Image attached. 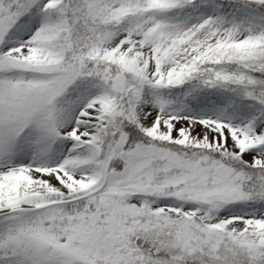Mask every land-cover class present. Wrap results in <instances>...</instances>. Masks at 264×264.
<instances>
[{"label":"snow or ice","instance_id":"6c2138e0","mask_svg":"<svg viewBox=\"0 0 264 264\" xmlns=\"http://www.w3.org/2000/svg\"><path fill=\"white\" fill-rule=\"evenodd\" d=\"M0 264H264V0H0Z\"/></svg>","mask_w":264,"mask_h":264}]
</instances>
